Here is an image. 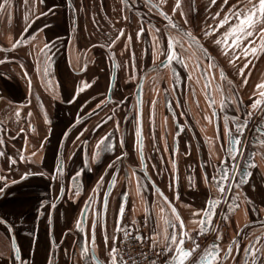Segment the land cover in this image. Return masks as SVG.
Instances as JSON below:
<instances>
[{"label": "crops", "instance_id": "crops-1", "mask_svg": "<svg viewBox=\"0 0 264 264\" xmlns=\"http://www.w3.org/2000/svg\"><path fill=\"white\" fill-rule=\"evenodd\" d=\"M2 2L4 0H0ZM174 2L168 0L164 6L182 24L178 13L171 12ZM207 3L208 0H196L197 14L189 16L196 32L203 27ZM187 7L185 1V10ZM207 22L212 23L211 20ZM140 26L146 31L137 39L136 32ZM119 29H124L125 34L109 48L107 45L111 44ZM149 31L155 34L137 17L124 13L121 0H27V5L25 0H12L10 16L8 9L0 13V61H4L0 63V140L3 141L0 152L5 154L0 155V177L4 178L0 179V189H3L0 193V218L7 221L0 225V253H3L0 264H13L17 248L21 260L16 264H21V261L24 264H45L46 258L51 259L52 264H85L80 255V246L85 235L90 241L94 213L91 212L86 222L80 224L83 231H77L75 224L78 218H82L81 210L93 195L94 188L98 218L100 224L106 223L108 246H111L120 202L126 190H122L125 174L121 169V152H130L128 162L132 167L139 164L132 153V140L128 144L124 141L123 149L120 147L119 142L123 137L122 112L118 104L123 98L134 95L140 72L164 57L160 54L153 59V41ZM128 35L132 37L131 42L127 40ZM18 39L21 43L12 48L11 45ZM45 43H48V48L41 51ZM125 43L128 44L127 49ZM204 43L208 52L234 77L240 90V97L236 99L242 100L243 104L241 112H236L233 106L235 97L232 96V117L243 119L244 106H250L257 98L253 93L258 95L261 91L255 86L264 81V55L258 58L249 55L247 58L249 66L244 75L248 82L245 85L237 70L227 64L216 48ZM160 47L166 52L163 39ZM144 49H147L146 54ZM113 61L117 65L116 82L110 103L107 98ZM46 63L47 75L44 74ZM82 68L84 71H81ZM82 83L90 87L77 96L76 86ZM147 95L151 97L152 93L148 92ZM157 108L161 111V119L164 106L161 103ZM110 115L112 119H109ZM260 118L259 110H253L251 119L258 123ZM220 119L218 130L205 119L204 139L189 151L181 143L178 158L173 145L160 128L157 130L159 143L153 144L150 140L147 144V153L160 154L148 158V171L180 213L187 231L199 230L193 221H199L204 212L198 210L205 208L207 200L215 196L217 179L213 180L212 177H218L219 169L227 165L229 153L224 139L222 114ZM80 121L83 123L74 129ZM97 124L99 128L95 127ZM250 133L243 140V148L250 142ZM101 137L105 138L104 146L98 149L97 142ZM108 144L113 146L112 150H108ZM252 147L255 148V163L247 183L238 190L241 208L236 216L228 219L230 230L257 224L260 216L264 215V146L252 144ZM243 148L240 155L244 152ZM97 152L98 158L93 160L92 156ZM32 153L35 155L30 156ZM21 155L24 156L23 160L20 159ZM117 157L120 159L117 160ZM58 164L63 165V173L57 171ZM109 164L113 167L109 168ZM234 164L238 165L237 162L233 163L231 168ZM25 172L30 175L21 180ZM205 175L209 179L207 185L204 183ZM113 176H116V183L104 220L103 193ZM100 177L103 180L96 187ZM134 178L131 172L128 182L133 184ZM127 192V207L132 210L131 220L135 218L138 226H143L147 208V215L152 220L149 228H155L157 213L161 208L155 202L156 196L147 195L149 204L146 205L134 188H127ZM192 212H198V215L192 216ZM100 224L96 229V252L106 264ZM150 234L149 229L143 233L146 236ZM88 247L91 248L90 243Z\"/></svg>", "mask_w": 264, "mask_h": 264}, {"label": "snow or ice", "instance_id": "snow-or-ice-1", "mask_svg": "<svg viewBox=\"0 0 264 264\" xmlns=\"http://www.w3.org/2000/svg\"><path fill=\"white\" fill-rule=\"evenodd\" d=\"M42 2V0H41ZM187 2V10L184 8L185 0H175L174 4L171 7V12L173 14L178 13L179 17L182 18V24H178L173 22L172 16L169 15L168 12L162 10V5H166L168 0H160L159 3H153V0H146V5H150L153 8L161 9L159 15L163 16L165 20H168L171 28L176 29V34L174 35L170 30L161 31L160 28H155V26H151L154 28L155 34L153 35L151 31H149V35H152L153 41V59L155 60L158 55L163 54L165 56L166 61L170 64L172 61L180 60V62L184 63V66L187 67V63L185 62V58L180 56L176 51V44L179 43L180 47H184V42L186 38V42L189 48H195L198 51L202 52L205 56L208 57L209 61L214 58L208 52V48L205 47V43L207 42L213 45L220 56H222L229 66L237 70V75L240 76L243 84H247V77L244 75L246 69L249 66V61L247 58L249 55L258 58L260 55H264V0H208L207 5L204 8L206 13L205 20L203 23V27L200 28L199 32H196L195 26L191 25L189 21L190 15L197 14L196 0H186ZM12 0H4V2L0 3V13H3L6 9H11ZM25 5H27V0H25ZM43 15V13H41ZM27 14L25 15V19H27ZM125 20L128 19L127 16L124 17ZM211 20L212 23H208L207 21ZM167 28V26H166ZM27 31V28H25ZM146 29L143 26L138 28L136 32L137 39L140 38L142 33H145ZM124 29H119L118 34L112 39L111 44L107 46L109 48L112 45L116 44L118 40H120L121 36H123ZM163 37H167L166 48L167 51L160 47L161 39ZM257 39L254 40L253 38ZM128 42H131L132 37L128 35ZM203 41V42H202ZM21 43V40H16L11 46L12 48H16ZM125 49H127L128 44L125 43ZM48 48V43H45L41 51H44ZM199 57L196 58V62L194 63V67L200 68L201 72L207 76V71L201 68L200 63L198 62ZM134 61V56H133ZM4 61H0L3 63ZM117 66V65H114ZM135 66L134 63L132 65ZM161 66H167L165 61H161ZM23 67V65H21ZM86 67V65H85ZM208 68H216V64L209 63ZM37 71H39V66H37ZM81 71H84L82 68ZM219 76L224 79L226 78V73L223 67L219 68ZM44 74H48V64H45ZM27 76V73H24ZM133 77H130L132 79ZM189 79H191V73H189ZM50 83V82H49ZM229 85L233 84V81H228ZM31 81H29V85ZM210 84V82H209ZM90 85L87 83H82L76 86L75 93L78 96L84 89L89 88ZM209 85L205 86V89ZM223 94V88L220 85H217ZM257 89H261L259 94L253 93L254 96H257L254 99L250 106H244L243 108V119L239 117H232L231 120L228 116L224 117V139L228 145L227 151L235 160V157L241 153L243 148L244 141L242 139L243 134L249 125L251 118L253 116V110H259V113L264 117V81L256 84ZM75 98V97H74ZM211 100V96L208 97ZM103 102V101H102ZM30 103V101H29ZM154 103V102H153ZM243 104L242 100H237L233 98V106L236 112H241V105ZM224 101L221 100L220 107H223ZM100 105H97L99 107ZM216 102L212 100L210 107H215ZM19 109H17V113ZM31 115V113H29ZM213 115H216L214 112ZM45 121L47 122V114H44ZM207 118V117H205ZM111 119V117H109ZM234 124V129L229 127V124ZM32 127V125H29ZM99 128L100 125L97 124L95 126ZM118 129V124L116 125ZM34 130V129H33ZM95 130V129H93ZM23 131V129H21ZM238 133L239 135H234ZM67 135V134H65ZM135 136H136V145L139 149V154L143 156V139H142V130L140 126L135 128ZM104 137H101V140L97 142L98 149L103 148L104 146ZM0 143H3L0 140ZM120 147L123 149L124 140L123 137L120 139ZM258 144H264V138L257 141ZM108 150H112L113 146L111 144L107 145ZM0 155H5L0 152ZM35 153L30 154V156H34ZM99 152L94 153L92 159L95 160L98 158ZM121 155H125V153L121 152ZM7 159V157H6ZM20 159L23 160L24 156L21 155ZM120 157H117L119 160ZM15 163L16 161H12ZM254 166V165H253ZM109 168L113 167L112 164L108 165ZM143 167V165H141ZM57 171L59 173H63V165L58 164ZM239 171V165L233 166L232 169L221 170L223 173L219 179H228V173L232 174V178L235 180V174ZM251 173L244 172L240 174L239 180H235L236 187H240L241 185L247 183L246 177ZM30 175V173L25 172L24 175L20 177L21 180L25 179L26 176ZM77 176L79 173L76 174ZM134 175V173H133ZM0 179H4L0 177ZM213 180L217 179V177H212ZM103 180V177H100V180L97 181L96 187H99L100 181ZM12 183H16V181H12ZM110 184L113 186L116 183L115 177L111 181ZM204 183L207 185L209 183L208 177L205 175ZM219 188L220 193H223L226 190V186L224 185H216ZM227 187H231L230 185ZM3 192V189H0V193ZM79 194V186L76 189V195ZM95 194V188L93 189V195ZM156 195L161 198L163 201L169 204L171 209V216H164L162 213L164 212V208L161 207L159 213H157V223L155 228H149V219H148V209H145L146 215L144 218V227L149 229L151 233L149 236H144L140 228L138 226V222L135 218H133L130 223H128L123 228L120 227V223L123 220L125 207L122 203L119 207V213L117 218V227L114 228L113 234L111 236L112 244L109 247V236L107 233L106 223L100 224V220L98 218V214L94 215L91 220L90 225V241L88 236L85 235L83 241L80 246V255L85 260V264H105L104 261H101L96 252V229L98 224L101 227L102 240L105 245V252L107 255L106 264H160V258L163 257V264H226V262L231 259L233 262L236 261V257L232 256L233 249L235 247L236 251L241 250V245L237 242L235 245L229 243L227 248L224 250V255L220 256V245L212 242L209 244L203 251H201V245L197 243V239L204 233L203 225L205 222L208 224H212L211 217L219 212L220 216L224 219L228 217L224 216L222 211V206L220 208H216L215 206L220 205L219 198H210L207 200V206L201 210L203 211L204 216L200 217L199 221H193V223H197L199 231L193 232V230L185 231V222L181 218L180 213L177 211L176 207L168 201V197L164 195L163 192L157 190ZM108 197L109 193H103V209L106 214L107 205H108ZM127 198V194H125V199ZM91 199L85 202L86 207H91ZM178 199V196H177ZM155 203V202H154ZM135 209V205H133V210ZM95 213L96 209H92ZM258 212L259 209H256ZM84 210H81V215H83ZM192 216H197L198 212H192ZM162 222V223H161ZM7 221L4 218H0V225L6 224ZM82 223L81 219L76 220V229L77 231H83L80 228V224ZM173 229L169 231V229ZM158 229V230H157ZM178 229V230H177ZM10 230V227L9 229ZM71 231V230H70ZM212 231H216L212 229ZM117 232L120 233V236H117ZM245 236L248 240L247 245L243 246V252L246 256L250 257V259L241 258V264H264V236H258L254 233H245ZM222 237L216 235L214 237V241L221 240ZM236 238L233 237V240ZM186 240L190 241V246H186ZM255 242H259L260 246L257 247ZM91 244V248L88 247V244ZM148 244L147 249H145L144 245ZM135 245V247H134ZM138 249V250H137ZM11 255V253H9ZM3 253H0L2 256ZM21 260L19 249L17 248L15 253V258L13 260V264H16V261ZM21 264H24L21 261ZM45 264H52L51 259L46 258ZM58 264V262H57Z\"/></svg>", "mask_w": 264, "mask_h": 264}, {"label": "flooded vegetation", "instance_id": "flooded-vegetation-1", "mask_svg": "<svg viewBox=\"0 0 264 264\" xmlns=\"http://www.w3.org/2000/svg\"><path fill=\"white\" fill-rule=\"evenodd\" d=\"M121 2L123 5L124 13H129L137 17L139 20L142 21V23L149 26L150 28H152L151 26H155V28H160L162 32L170 30L174 35L176 34V29L171 28L169 21L165 20L163 16L159 15V11L156 8H153L150 5H146V0H121ZM153 2L159 3L158 0H153ZM161 7L163 11L168 12L164 5H162ZM168 13L170 16H172L173 22L180 24L170 12ZM158 19H162L163 22L158 24ZM152 29L154 31V28ZM162 39L164 40L166 46L167 37H163ZM175 47L179 55L185 58L187 67H185L184 63L180 62V60L172 61L170 64L167 63L166 67L160 66V60L159 62L144 68L140 72L134 95L131 98H123L122 101H120L118 104L119 109L122 112L123 139L126 144L131 142V140L133 141L134 150L132 153L139 161V164L132 167L128 162V159L130 157V152L128 151H125V155H122L121 158V169H123L125 174L124 181H122V190H126L124 191V196L120 202V205L123 203L125 207V212H130V221L132 218V210L127 207V188H134L146 205L149 204V201L146 198L147 195L156 196V201H154L158 202L159 205L164 208V216L172 215L169 204L156 195L157 190L163 193L164 190L157 183H155V181H153L147 167L148 158L151 155H160L156 152L149 154L146 151L147 144L150 140L153 142V144L159 143L160 137L158 136L157 130L160 128V130L163 132V135H167V139L169 143L173 145V148L175 149V155L178 158V147L181 143H183L189 151V149L194 144L199 145L201 140L204 139L203 137L205 119L216 130H218L220 126L221 114L224 117L228 116L231 120L233 115V108L231 103L232 96H234L235 99L240 97V90L238 88L237 83L235 82L234 77L230 76L225 69L224 70L226 73V78L222 79L219 76L218 70L220 67L223 66H221V64L212 56L211 53L209 54L214 59L209 61L208 57L205 56L202 52L198 51L195 48H189L186 42V38L183 48L180 47L179 43H177ZM146 50L147 49H144V54H146ZM197 57H199L198 62L200 63L201 68L207 71V76H205L204 73L201 72L200 68L194 67V63L196 62ZM162 60H165V56L162 58ZM209 63L216 64V68L209 69ZM114 65H116L115 61H113V71L115 69L116 72V66ZM189 73H191V79H189ZM143 75H145V77L142 87L141 128L143 134L144 149L143 156L141 157L139 154V149L136 145L135 128L137 126H140L136 94L138 84ZM228 81H233V84L229 85ZM206 85H209L207 90L205 89ZM217 85H220L223 88V94L221 93ZM148 92L152 93L151 97L147 95ZM112 93L113 89L110 98L108 92L107 101L110 103L112 102ZM209 95L211 96V100L208 98ZM212 100L216 102L215 107H210ZM221 100L224 101L223 107H220ZM161 103L163 104L165 111L163 117L160 119L161 111L157 108V105ZM214 112L216 113V115H213ZM109 117L112 116L110 115ZM260 119L264 121V117H262V115ZM82 123L83 121L78 122V124L73 128L77 129ZM229 127L234 128L235 126L234 124L230 123ZM247 129L248 126L243 134V140L246 137ZM234 135L239 134L234 132ZM243 150L244 152L242 153V155H237L235 157V160L230 154H228L229 158L226 159L227 165L222 166V168H220L218 171L217 185H220L222 180L219 179V177L223 174L221 170L226 171L228 169H232L231 164L236 162L240 168L241 162L246 152L248 153L249 150L255 151V148L252 147V144L246 143ZM227 161H229V164L227 163ZM141 165H143V167H141ZM130 171L134 173L135 177L133 184H131V182H128L131 176ZM237 173L235 174V180L237 178ZM228 175L229 178L226 179L225 184L226 190L223 193H220L219 188L216 187L214 192L215 196L212 197L213 199L219 198L221 196L223 197V199H220V205L215 206L216 208H220V206H222L223 214L225 211L226 204L230 200L229 198L233 192L235 184V180L232 178V174L228 173ZM113 177H115L116 179V176ZM109 185L110 183L108 182L105 192H107ZM229 185L231 187H227ZM174 188V183H172V189L174 190ZM113 189L114 186L112 185V189L108 197L106 214L104 212V209H102L104 220H106L108 209L110 207V196ZM125 194H127L126 199ZM91 197V207L89 208L85 205L84 208V210H86V213L83 214L81 218V221L83 223L86 222L88 215L93 212L92 209H96V212L93 213L94 215L97 214L98 202L96 200V195L94 194ZM240 208L241 207L239 205L231 216H236ZM225 216L228 218L224 219L222 216H220L219 212H217L211 217L212 224H208L207 222H205V224L203 225L204 233L197 239V243L201 245V251H203L209 244L215 242L214 237L216 235L221 236L222 239L221 241H219V245L221 248L220 256L222 257L224 255V250L227 248L229 243L235 245L237 242H239V244L242 246L241 250L236 251L234 247L232 253V256H235L237 258L236 261L233 262L230 257L226 264H241V258L250 259V257L246 256L243 252V246L247 245L248 243L245 233H254L258 236H264V215L260 216V219L257 221V224H248L237 230H230L228 225V219L231 216ZM148 219L150 226L152 223L151 217L148 216ZM122 223L123 220L120 223V227ZM212 229H215L216 231H212ZM185 231H187V229H185ZM233 237H235L236 239L233 240ZM254 243L257 247L260 246L259 242L254 241ZM186 246H190V241L186 240Z\"/></svg>", "mask_w": 264, "mask_h": 264}, {"label": "water", "instance_id": "water-1", "mask_svg": "<svg viewBox=\"0 0 264 264\" xmlns=\"http://www.w3.org/2000/svg\"><path fill=\"white\" fill-rule=\"evenodd\" d=\"M153 3L155 4V2H153ZM156 9L159 12L161 10V9H158V8H156ZM164 61H165V64L168 63L166 61V59ZM160 66H161V64H160ZM144 77H145V75H143L142 78L140 79V82H139L138 88H137V94H136L137 104H138V114H139L140 127H141L142 87H143ZM115 78H116V72H115V69H114L113 76H112V81H111V85H110V89H109V98L111 97V92H112V89H113V86H114V83H115ZM141 130H142V128H141ZM250 135H251L250 142H249L250 144H253V146H255V145L264 146V144H258L257 143L258 140L264 138V121L263 120H261L260 122L254 124L253 130L251 131ZM142 139H143V134H142ZM254 156H255V151L254 150H249L248 153L246 152V154H245V156H244V158H243V160L241 162L239 171L237 173L236 180H239L241 173H244V172L251 173L253 165L255 163L254 162ZM249 176L246 177L247 181H248ZM225 184H226V180L222 179L220 185H224L225 186ZM241 186L238 188V187H236V183L234 184L233 192H232V194H231V196L229 198L230 200L226 204V207H225L224 216L225 215L231 216L232 213L235 212L236 208L240 205L239 204V200H240V196L241 195L238 192V190L241 188ZM111 189H112V184L109 185L108 190H107V192L109 194H110ZM85 213H86V210H84L83 214H85ZM219 241H221V240H218V242L215 241V243L219 244Z\"/></svg>", "mask_w": 264, "mask_h": 264}, {"label": "built area", "instance_id": "built-area-1", "mask_svg": "<svg viewBox=\"0 0 264 264\" xmlns=\"http://www.w3.org/2000/svg\"><path fill=\"white\" fill-rule=\"evenodd\" d=\"M254 124H255V119H251V121H250V123H249V125H248V129H247V132H246V134H249V132H250V130H251V128L254 126ZM130 212L129 211H127V212H125V214H124V217H123V223H122V225H121V228H123L124 226H126L128 223H130ZM140 228V231H141V233L143 234L148 228H145L144 226H140L139 227ZM120 236V233L118 234V237ZM144 236H146V235H144ZM134 247H135V245H134ZM144 247H145V249H147V247H148V244L146 243L145 245H144ZM138 250V249H137ZM160 264H163V257H161L160 258Z\"/></svg>", "mask_w": 264, "mask_h": 264}, {"label": "rangeland", "instance_id": "rangeland-1", "mask_svg": "<svg viewBox=\"0 0 264 264\" xmlns=\"http://www.w3.org/2000/svg\"><path fill=\"white\" fill-rule=\"evenodd\" d=\"M185 1H186V0H185ZM172 4H173V3H172ZM178 15H179V14H178ZM158 18H159V17H158ZM158 20H159L158 24H160L161 22H163L162 19H158ZM160 20H161V21H160ZM161 25H162V24H161ZM150 48H151V46H150ZM161 61H162V59H161ZM161 61H160V62H161Z\"/></svg>", "mask_w": 264, "mask_h": 264}]
</instances>
